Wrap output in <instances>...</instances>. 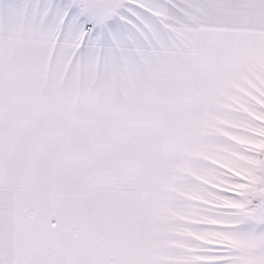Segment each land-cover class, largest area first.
Returning <instances> with one entry per match:
<instances>
[{
	"label": "snow or ice",
	"instance_id": "6c2138e0",
	"mask_svg": "<svg viewBox=\"0 0 264 264\" xmlns=\"http://www.w3.org/2000/svg\"><path fill=\"white\" fill-rule=\"evenodd\" d=\"M0 264H264V0H0Z\"/></svg>",
	"mask_w": 264,
	"mask_h": 264
}]
</instances>
